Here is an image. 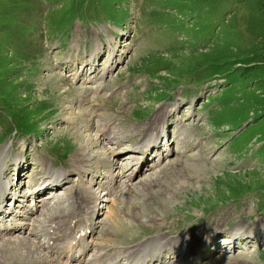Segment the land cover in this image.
<instances>
[{"label":"rangeland","instance_id":"rangeland-1","mask_svg":"<svg viewBox=\"0 0 264 264\" xmlns=\"http://www.w3.org/2000/svg\"><path fill=\"white\" fill-rule=\"evenodd\" d=\"M147 1V4L161 6L156 8L160 13L147 15L151 9L135 12V9L126 8L127 11H123V0H0V147L7 144L5 141L9 143L2 167L7 185H13L10 182L15 178L9 166L11 158L20 151L24 152L26 163L24 171L19 169L18 176L33 175L34 179L42 180L40 169L43 171L49 162L60 174L68 170L64 173L69 182L75 184L77 177L72 174L85 176L92 171L91 168L86 171L85 161L73 164L77 169L74 172L70 167L72 161L81 160L82 145L91 156L100 154V159L105 157L106 150L117 151L106 141L98 143V135H95L99 125H115L124 131L141 129L138 123L164 115L167 106L165 100L159 101L161 97L170 93L169 101L177 99L178 106L168 118L174 126L170 145L173 152L165 159L168 164L147 176V173H140L127 185L129 189L122 185L129 173L126 171L124 178L115 184V194L101 203L102 213L98 220L105 219L107 226L110 221L105 216L110 207L125 213H116L121 226L110 227L113 233L105 234L118 247L130 245L142 234L152 233L148 222L153 220L155 211L159 219L154 225L164 229L186 216L202 217L212 210L209 216L215 214L216 218H223L227 215V220H239L243 216L255 220L259 216L257 210L264 212V85L259 83L264 77V49L257 47L264 44V32L256 30L254 24L250 29L256 31L257 37L253 30L246 29V0ZM128 3L140 9L147 7L142 0H129ZM252 9L264 17V0H256ZM148 16L165 23L185 20L184 27L193 26L169 33L166 27L164 30L157 28ZM86 20L100 21L88 25ZM120 20L127 29L123 37L117 39V25L101 21ZM254 20L251 18L250 23ZM70 22L75 25L68 29ZM104 31L115 33L109 43ZM74 34L79 39L76 47H71ZM99 35L104 37L98 38ZM85 41L91 42L90 49L84 46ZM94 43H102L101 52L90 66ZM70 48L72 54L68 52ZM121 52L127 53L126 56ZM120 55L121 63L116 73H108L103 79L101 69L108 57L112 56L111 61ZM80 68L82 72L85 69L91 72H83L79 80H74L72 74ZM158 69L161 71L156 73ZM102 71L106 73L108 67ZM55 73L61 77H56ZM208 76L224 78L225 87L219 96H212L215 89H207L203 94V83L179 87L189 82L199 83ZM179 92L182 97L178 96ZM205 95L211 96L208 99ZM206 100L208 103L204 106ZM173 107L174 104L170 110ZM136 110L139 115L134 114ZM144 113L148 117L139 122ZM114 130L118 138L120 134ZM30 135L38 137L33 139ZM146 137L144 134L143 138ZM199 138H204L201 149L194 147ZM129 139L128 146H132L139 138L130 136ZM219 140L226 144L220 145ZM199 151H205L206 155L198 154ZM247 157L253 159L254 164L249 160H233ZM228 166L232 174L225 171H229ZM150 176L157 181L140 189V181ZM70 187L71 184H64L66 190ZM70 197L68 194L67 198ZM245 198H250L255 206L248 203L243 207ZM130 206L133 209H129ZM99 212L96 207V213L91 214ZM134 213L146 217L130 218ZM35 217L37 221L42 219L41 215ZM206 224L202 225L205 229ZM100 230L96 231L95 238L102 235ZM24 238L10 239L21 241ZM9 245L2 248V254ZM260 252L263 253L244 257L249 264H263L264 249Z\"/></svg>","mask_w":264,"mask_h":264},{"label":"bare ground","instance_id":"bare-ground-1","mask_svg":"<svg viewBox=\"0 0 264 264\" xmlns=\"http://www.w3.org/2000/svg\"><path fill=\"white\" fill-rule=\"evenodd\" d=\"M151 125L152 123L149 124L148 129L145 132L147 137L142 138V140L134 146L136 151L147 148L153 141V139L151 138V135L152 134L154 135V141H155V137H157L160 130L163 129V125L160 123L156 124L154 127H150ZM111 131H112L111 129L109 130V132H107L105 129L100 130L98 132L100 134L97 133L98 138H100V140L105 139L107 141H110L112 139V137H110L112 134ZM89 144H92L91 141L89 142ZM7 145L8 144H5L0 149V228H2V231H4L5 233V237H2V234L0 233V255L2 254L1 253L2 248L4 250L7 243H10V245L7 247L4 254H2V257H0V264H67L64 260H58V254L56 255L54 254V250L56 249V247H59V251H60L67 244H71L70 240L73 241L74 236L78 235L79 237H84V235L86 234L85 233L86 230L92 233L95 230V228H99V227L102 228V233H101L102 239L99 241H95L94 247H93L95 252L94 254H89L87 264H95L99 254L102 255V257L104 258V255L110 256L109 253L113 252L114 260H116L120 256V254H123L124 256H127L128 258H130L129 254H134L136 249L139 247H141L145 252H148L151 245H156L157 247L160 245H162V247L171 245L175 249V248H179L185 243V238L187 236H183V235L168 236L164 233H159L157 235L149 237V240L144 243L142 242L137 245L132 244L129 247L118 248L113 244L112 239L104 236L106 233H113V230H111L110 227L118 228L121 226V222L116 218V213L122 212V211L121 212L118 211L117 210L118 208L114 209L112 207V210L110 212L111 216L110 217L107 216L108 222L110 221L108 226L105 222L101 223L98 220H96V216L99 213L95 215V218L93 220V214L96 211V207H97L96 202L97 200H99V196L94 191H91L92 186L97 185L96 189L100 188V191L110 193L109 189L111 187V183L115 180L116 177H118V175L113 176L111 173H109L113 164L107 160L105 161L107 169L103 175H97L96 171L92 170L90 172L92 174L83 171L84 173H87V174L85 176L84 174H82L81 176H78L75 188L70 187L72 189L69 188L68 190L64 191L63 193L64 197L61 200L63 202V205L62 203H58L57 205L54 204L53 206L52 205L50 206V201L45 202L41 200L37 202L35 200L34 203L37 207V212L36 213L30 212V211H33V205L31 207L27 206L26 200L24 199L25 196L29 197L30 200L33 199L32 192H29L28 194H21L17 196L18 200L16 204L12 206L16 208L14 212L11 210L10 207H2L3 198H8L10 202L11 200L15 199L17 195L15 194V191L13 192L11 191V188H13V185L9 186L4 181H2V169H3L2 166L4 165V159L7 154ZM86 148H85V145L84 146L82 145L81 152H80L81 154L80 158L82 161H85V166L89 161L101 158L100 157L101 155L96 156V158L92 157L86 151ZM109 155L110 157L111 155L115 157L117 154L114 152L113 153L109 152ZM15 158L13 160L14 163L12 164V166H17V171L19 172L18 174H20V170L18 168L19 165L17 164H19V162L21 163V160L19 161L18 159H15ZM96 166L104 167V165H101L99 163H97ZM156 166L157 165H155L154 170ZM72 168H73L72 169L73 172L77 170L74 165H72ZM85 169L86 171H88L89 167L88 168L85 167ZM107 172L109 173V175L106 174ZM45 175H46V179H49V183L37 185V189L40 192L44 190H48L51 192L53 188H55L61 181H64V179L67 178V175L65 173H62V174H60V172L57 173L56 171L50 170L49 167L46 168ZM53 175L57 176L58 180ZM97 176H100L101 177L100 180H102L99 183L94 182ZM83 179L85 180L83 181ZM130 179H131V176L129 174L127 177L126 183H129ZM156 181H157L156 178H153L152 176H150L147 179L141 180L139 184L140 189L142 187H147L152 182L155 183ZM54 182H57V184H53ZM159 185H161V183ZM8 186L10 190L7 192L6 190ZM68 194L71 195L69 199L67 198ZM83 208L88 209L89 212L87 213V215H90V216L92 215V216L87 217L86 215H83L81 219H78L80 216V213L83 212ZM130 208L133 209L132 206H130L129 209ZM17 213L20 214L19 219H15V217L12 216L13 214L15 215ZM36 214L43 215V218L41 219V221L36 220V217H35ZM122 214L123 213H121L120 215ZM138 214L134 213L133 215L129 217L133 219H137V220L141 216L143 218L146 217L145 214H142V215H138ZM7 218L11 220L10 225L13 226L11 231L5 230L6 222L4 221ZM30 219L32 223H29ZM20 229H23L24 231L27 232L24 234L26 238H24L21 241L11 240L10 238L18 236V235H15V233H18ZM112 235H115V234H112ZM208 237L210 238V236H207L206 238ZM8 239L10 240L8 241ZM49 242H51L50 245L48 244ZM102 261L103 260L101 259L98 264H104V262ZM242 262H244V260Z\"/></svg>","mask_w":264,"mask_h":264},{"label":"trees","instance_id":"trees-1","mask_svg":"<svg viewBox=\"0 0 264 264\" xmlns=\"http://www.w3.org/2000/svg\"><path fill=\"white\" fill-rule=\"evenodd\" d=\"M255 1L256 0H246L245 1L246 2L247 12H248L246 29L253 30L252 33L257 37L256 31H254V29H250V25L254 24L253 26H254V28L256 30H260V31L264 32V17L261 14H258V13L256 14L255 10L252 9L253 8V3ZM251 18H254L255 22H251L250 23ZM262 38H264V37H262ZM262 40L264 41V39H262ZM257 47H260V49L261 48L264 49V44H263V46H259L258 45ZM259 83L262 84V86L264 85V77L259 80Z\"/></svg>","mask_w":264,"mask_h":264}]
</instances>
